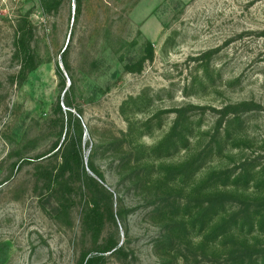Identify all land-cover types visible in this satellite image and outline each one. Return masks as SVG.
<instances>
[{
  "label": "rangeland",
  "instance_id": "rangeland-1",
  "mask_svg": "<svg viewBox=\"0 0 264 264\" xmlns=\"http://www.w3.org/2000/svg\"><path fill=\"white\" fill-rule=\"evenodd\" d=\"M112 241L102 264H264V0H0V264Z\"/></svg>",
  "mask_w": 264,
  "mask_h": 264
},
{
  "label": "trees",
  "instance_id": "trees-1",
  "mask_svg": "<svg viewBox=\"0 0 264 264\" xmlns=\"http://www.w3.org/2000/svg\"><path fill=\"white\" fill-rule=\"evenodd\" d=\"M28 23V21H24L21 26H18L17 34L14 40L16 54L19 55V58L21 59L19 71L21 77H24L29 71L36 67L35 58L30 45L32 36L31 26ZM26 26H28L27 29ZM56 73L60 74V70L58 68H56ZM57 114H62L59 105L57 106ZM55 148L56 147H54L50 152H52ZM59 149L60 147L49 156L57 154ZM81 159V139H68L67 143L63 146L62 152L60 153V165L57 169V175L64 176L68 171L72 170L73 165L79 166ZM90 170L95 174L94 170ZM95 184L99 188V192L101 191V194L103 193L104 195L110 197L102 186L98 185L96 182ZM101 199L102 197H99L94 193L90 195L85 202V206L83 208L84 224L90 230L98 231L103 223L102 207L100 206ZM109 214L112 218L113 215L111 205H109ZM110 250L113 252L119 251L118 242H110L105 248L96 250L94 255L83 258L79 264H102V253Z\"/></svg>",
  "mask_w": 264,
  "mask_h": 264
},
{
  "label": "water",
  "instance_id": "water-1",
  "mask_svg": "<svg viewBox=\"0 0 264 264\" xmlns=\"http://www.w3.org/2000/svg\"><path fill=\"white\" fill-rule=\"evenodd\" d=\"M60 65V64H59ZM61 67V66H60ZM61 69H62V67H61Z\"/></svg>",
  "mask_w": 264,
  "mask_h": 264
}]
</instances>
